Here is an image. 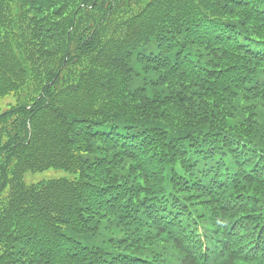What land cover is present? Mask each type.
<instances>
[{
    "label": "trees",
    "instance_id": "trees-1",
    "mask_svg": "<svg viewBox=\"0 0 264 264\" xmlns=\"http://www.w3.org/2000/svg\"><path fill=\"white\" fill-rule=\"evenodd\" d=\"M0 264H264V0H0Z\"/></svg>",
    "mask_w": 264,
    "mask_h": 264
},
{
    "label": "rangeland",
    "instance_id": "rangeland-1",
    "mask_svg": "<svg viewBox=\"0 0 264 264\" xmlns=\"http://www.w3.org/2000/svg\"><path fill=\"white\" fill-rule=\"evenodd\" d=\"M74 174L63 168L51 167L41 171H29L26 173V181L28 183H37L48 179H57L67 177L70 179L74 178Z\"/></svg>",
    "mask_w": 264,
    "mask_h": 264
}]
</instances>
